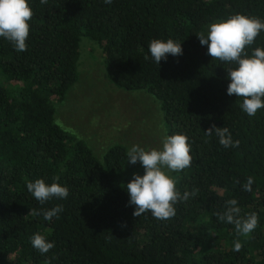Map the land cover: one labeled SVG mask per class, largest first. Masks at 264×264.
<instances>
[{
	"label": "trees",
	"instance_id": "trees-1",
	"mask_svg": "<svg viewBox=\"0 0 264 264\" xmlns=\"http://www.w3.org/2000/svg\"><path fill=\"white\" fill-rule=\"evenodd\" d=\"M82 35L159 102L176 181L56 121ZM0 264H264V0H0Z\"/></svg>",
	"mask_w": 264,
	"mask_h": 264
},
{
	"label": "rangeland",
	"instance_id": "rangeland-1",
	"mask_svg": "<svg viewBox=\"0 0 264 264\" xmlns=\"http://www.w3.org/2000/svg\"><path fill=\"white\" fill-rule=\"evenodd\" d=\"M229 20L209 22L206 41L228 38ZM77 80L56 104L55 119L82 138L101 157L106 147L119 142L127 146L124 176H148L176 181L181 168V150L166 136L159 102L142 89L126 90L105 75L99 45L85 35L80 39Z\"/></svg>",
	"mask_w": 264,
	"mask_h": 264
}]
</instances>
